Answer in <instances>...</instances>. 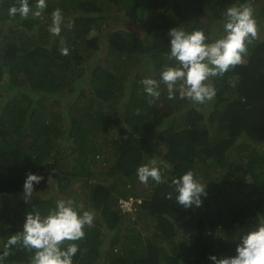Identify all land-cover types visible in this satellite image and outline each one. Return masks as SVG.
<instances>
[{"label":"trees","instance_id":"trees-1","mask_svg":"<svg viewBox=\"0 0 264 264\" xmlns=\"http://www.w3.org/2000/svg\"><path fill=\"white\" fill-rule=\"evenodd\" d=\"M19 2L0 0V255L28 212L55 207L33 197L8 204L23 199L29 173L44 177L34 192L52 178L69 192L64 200L95 212L83 239L64 242L79 246L74 264H209V254L234 255L239 237L264 220V0H47L27 19L9 15ZM241 4L253 7L258 39L242 64L212 78V101L192 104L178 92L169 100L163 83L158 99L145 93L142 79H159L172 63L169 29L215 40L226 9ZM55 9L65 18L58 36L49 32ZM135 25L144 39L129 30ZM105 146L113 162L102 168ZM156 153L164 182L130 189ZM188 170L207 188L199 208L167 198ZM131 198L135 210L124 212L120 202ZM8 251L4 264H31L34 250Z\"/></svg>","mask_w":264,"mask_h":264},{"label":"clouds","instance_id":"clouds-1","mask_svg":"<svg viewBox=\"0 0 264 264\" xmlns=\"http://www.w3.org/2000/svg\"><path fill=\"white\" fill-rule=\"evenodd\" d=\"M47 8V0H37L35 10L30 0H20L19 6H12L9 15H19L23 19L40 17ZM49 32L53 36L61 33L64 15L61 9L52 12ZM168 45L164 54L172 62L165 65L159 79H142L145 93L154 99L161 95L160 85H166L168 99L179 98L192 104H204L216 96L212 78L223 76L230 68L244 62L248 46L258 39V25L250 4L228 7L224 13L222 32L212 41L203 30L186 31L182 27H173L167 32ZM62 54H68V48H62ZM138 180L147 185L149 180L157 184L164 182L161 169L155 159L137 168ZM43 176L29 173L23 183V199H14L12 203L23 200L26 204L32 199L34 185L40 184ZM173 192L167 198L172 199L184 209L199 208L207 196L206 187L197 179L192 170L173 178ZM132 199V198H131ZM129 200V199H128ZM129 213V212H128ZM94 211H80L72 199L55 201V207L47 215H41L34 209L28 212L18 234L11 235L5 251L0 255V264L9 255L8 249L22 244L29 251L34 250L31 264H74L73 257L79 251L76 243L84 238V229L93 226ZM209 264H264V220L256 227L242 234L235 246L234 255L209 254Z\"/></svg>","mask_w":264,"mask_h":264},{"label":"rangeland","instance_id":"rangeland-1","mask_svg":"<svg viewBox=\"0 0 264 264\" xmlns=\"http://www.w3.org/2000/svg\"><path fill=\"white\" fill-rule=\"evenodd\" d=\"M129 30L135 34H138L139 36H141L143 39L145 38V33H144V29L139 27L138 25L132 26L129 28ZM160 35V34H159ZM161 40V39H160ZM159 40V41H160ZM162 41V40H161ZM162 44V43H161ZM163 45V44H162ZM161 45V46H162ZM131 75V74H130ZM133 76V75H132ZM67 126V125H66ZM153 141V140H151ZM70 142L68 144V141H64L63 143V147H64V159H67L68 162L70 163L72 161V156H71V152H70ZM109 152V153H108ZM104 157L101 158V162H102V168H107L108 166H110V164L113 162L112 160H110V158H112L110 155H113V152L110 151V149H107V147H104ZM157 155L155 156V160L157 161V163L159 164V166H163V161L161 160V156L158 155V153H156ZM150 160H152V158H148L147 162L148 163ZM104 171H106V169H104ZM136 181H134L132 183H130L129 188L130 189H136L137 192H145L147 189L145 188V184L141 183L138 178H135ZM201 179V178H200ZM150 183H153L152 180H149ZM133 186V187H132ZM123 188V184L119 185L118 189L122 190ZM68 193L69 192H64V190H62L59 187V184L57 182L54 181V179H50L47 183V185L43 188L38 190L37 192L32 193L33 198H38L42 201H48V200H60V199H65L66 197H68ZM14 197H11L7 202L8 204H11V206H13L12 201L14 200ZM133 221V217L132 219L129 218V216H127L125 218L124 221V227L125 226H129L131 224V222Z\"/></svg>","mask_w":264,"mask_h":264},{"label":"built area","instance_id":"built-area-1","mask_svg":"<svg viewBox=\"0 0 264 264\" xmlns=\"http://www.w3.org/2000/svg\"><path fill=\"white\" fill-rule=\"evenodd\" d=\"M121 208L124 212H133L135 210V200L129 199V200H122L121 202Z\"/></svg>","mask_w":264,"mask_h":264}]
</instances>
